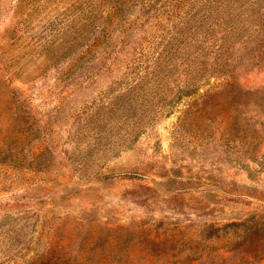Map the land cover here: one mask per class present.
<instances>
[{
	"label": "rangeland",
	"instance_id": "374dc122",
	"mask_svg": "<svg viewBox=\"0 0 264 264\" xmlns=\"http://www.w3.org/2000/svg\"><path fill=\"white\" fill-rule=\"evenodd\" d=\"M114 3L0 0V264H264V153L250 152L264 148V126L230 130L210 108L178 128L184 100L134 137L135 121L113 120L99 138L92 114L134 82L120 62L163 42L153 28L136 39L114 26L90 72L59 78L74 55L46 48L78 31L74 52L83 50ZM238 3L236 15L254 22L263 0ZM116 45L129 51L114 53L120 61L105 51ZM105 63L112 72L97 71ZM240 79L262 84L264 69ZM132 170L142 176L104 177Z\"/></svg>",
	"mask_w": 264,
	"mask_h": 264
},
{
	"label": "trees",
	"instance_id": "16d2710c",
	"mask_svg": "<svg viewBox=\"0 0 264 264\" xmlns=\"http://www.w3.org/2000/svg\"><path fill=\"white\" fill-rule=\"evenodd\" d=\"M239 1L115 0L110 5L111 14L108 19L105 18L103 30L100 34L93 32L83 50L74 52L75 44L83 38L78 31L61 47L55 48L49 44L46 49L54 57L66 53L74 55V62L66 70H59V78L64 81L82 70L90 72L89 65H86L101 51L110 30L120 23H123L125 34L136 36V39L141 35L148 36L152 28L156 30L155 37L164 38L160 45L155 44L150 48L152 52L144 59L137 57L132 61L126 58L120 62L124 64L122 68L118 66L117 70L134 82L104 102L97 114H92L91 123L97 129L99 138L110 129L109 124L113 120L126 123L135 121L133 126L139 125V128L134 137L148 121L158 116H169L184 100L186 103L180 110L178 128L191 120H206L210 108L215 109V115L211 112L210 117L227 129H235L238 124L244 123L254 127L264 126V82L249 85L240 79L253 69H264V32L261 30L264 0L254 14L257 24L253 22L251 13L245 17L243 14L244 18L236 15ZM257 1L260 3L261 0ZM240 5L248 6L247 3ZM132 7L138 9L136 16L131 20L124 19ZM90 13H93V9L89 6L87 19L91 17ZM137 33H140L139 37ZM131 48L135 55L139 54V48ZM246 48L250 51L243 54ZM105 51L111 57L116 51L129 52L124 45H116ZM113 57L120 61L118 54ZM111 66L105 63L97 71L104 67V70L112 72ZM213 78H223V82L210 86ZM16 89L21 91L19 87ZM157 97L163 100H157ZM116 115L119 118H115ZM146 117L149 119L143 123ZM250 152L259 156L264 153V148L257 145ZM109 176L134 178L142 176V173L132 170L104 177Z\"/></svg>",
	"mask_w": 264,
	"mask_h": 264
}]
</instances>
